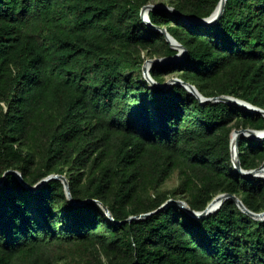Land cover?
Wrapping results in <instances>:
<instances>
[{
  "label": "trees",
  "instance_id": "1",
  "mask_svg": "<svg viewBox=\"0 0 264 264\" xmlns=\"http://www.w3.org/2000/svg\"><path fill=\"white\" fill-rule=\"evenodd\" d=\"M158 0H0V264H264V222L218 195L264 212V180L234 173L233 130H264V118L200 104L180 86L151 88L141 67L177 51L140 19ZM182 16L208 18L220 0H162ZM149 22L186 49L152 67L204 98L228 96L264 110V0H227L210 27L160 11ZM241 169L264 164V140L240 139ZM176 174L178 185L162 190ZM108 209L109 221L100 207Z\"/></svg>",
  "mask_w": 264,
  "mask_h": 264
},
{
  "label": "water",
  "instance_id": "2",
  "mask_svg": "<svg viewBox=\"0 0 264 264\" xmlns=\"http://www.w3.org/2000/svg\"><path fill=\"white\" fill-rule=\"evenodd\" d=\"M227 0H220L217 7L215 8L214 12L206 19H196V18H189V17H185L180 15L179 13H177L173 8L167 7V6H163V5H147L144 8H142L141 12H140V19L142 21V23L144 25H146L149 29L159 32L165 39V41L169 44L170 48L175 50V51H180V60H182L185 56H186V49L184 47H182L179 43H177L168 33L165 29L162 28H158L153 26L150 22H149V17L148 14L150 12H154V11H160L163 12L165 14H168L180 21H183L185 24L191 26H200V27H210L213 26L217 23V21L220 19V17L222 16L223 12H224V8H225V3ZM174 56L172 58H165L163 60H157V59H153V60H146L142 67H141V73L142 76L144 78V80L148 83V85L151 88L154 89H158V90H166L172 86H180L182 88H184L190 95H192L200 104L204 105L207 103H211V104H218V103H224V104H229L238 108H241L242 110L249 112V113H256L259 114L260 116H262L264 118V110L258 109L256 107L251 106L250 104L243 102L241 100L232 98V97H228V96H219L216 98H204L201 94H199V92L196 90V88L194 86H192L191 84L182 82L179 79H170L168 81H166L164 84L160 85L158 83H156L149 75V72L151 70L152 67H160L163 65H173L172 60H176L177 63L179 61H177L178 59ZM235 136L234 139H232V136ZM242 138H247V139H252V140H258V141H263L264 140V130L263 131H255V130H251V129H247V130H233L230 134V146H229V150H230V156H231V164L234 170V173L242 178H251V179H262L264 180V164H262L259 168L254 169V170H249V171H244L241 169L240 166V162H239V156H238V143L240 141V139ZM6 175H13L15 176L19 182L21 183V185L28 191L30 192H35L38 189H40L42 186H44L45 184H47L49 181L52 180H57L60 181L62 186H63V190L66 196L67 201L74 207L77 206H81L83 205L85 202H75L70 195L69 192V186L67 183V180L63 177V176H57V175H51L48 176L47 178L41 180L38 184H36L34 187H29L26 183H24L21 179V175L15 171H9L6 172L4 174V176L2 177V179H0V185L3 181V178ZM228 200H231L236 207L238 208V210L240 212H242L244 215H246L247 217H249L250 219H252L253 221L256 222H264V212L262 213H253L251 211H249L243 204L242 202L235 196H231L228 194H221L216 196L208 205L207 207L202 211V212H194L192 211L188 205L180 200H168L165 204H163L158 210H156L155 212H151L149 214H144L138 217H130L128 220H126L123 223H130L132 221H141V220H145L148 217H150L153 214L159 213L161 211H163L165 208L169 207V206H176L177 208H179L180 210H182L184 213H186L187 215H189L190 217L194 218V219H203L206 218L210 215H213L214 213H216L220 207L222 206V204ZM96 204L100 207V209L103 211V213L105 214V216L107 217V219L111 222H113L114 224H119L117 222H114L110 212L108 211L107 208H105L104 206H102L100 203L96 202Z\"/></svg>",
  "mask_w": 264,
  "mask_h": 264
},
{
  "label": "rangeland",
  "instance_id": "3",
  "mask_svg": "<svg viewBox=\"0 0 264 264\" xmlns=\"http://www.w3.org/2000/svg\"><path fill=\"white\" fill-rule=\"evenodd\" d=\"M152 5H163V6H165V2L164 1H162V0H158V1H155ZM181 53H180V51H177V57H175V59L177 58L178 60L177 61H179V59H181L180 58V55ZM163 59H165V58H161V59H157V60H163ZM148 60V59H147ZM181 61V60H180ZM179 61V62H180ZM174 62H176V60H172V62H170V63H173V65H176V64H178L179 62H177V63H174ZM173 65H163V66H173ZM163 66H160V67H163ZM170 79H176L175 77H170V78H167V80L166 81H168V80H170ZM177 185H178V179H177V176H176V174H173L171 177H170V179L164 184V186L162 187V190H167V191H169V190H172V189H174V188H176L177 187ZM181 201V200H180ZM184 202V201H183Z\"/></svg>",
  "mask_w": 264,
  "mask_h": 264
},
{
  "label": "bare ground",
  "instance_id": "4",
  "mask_svg": "<svg viewBox=\"0 0 264 264\" xmlns=\"http://www.w3.org/2000/svg\"><path fill=\"white\" fill-rule=\"evenodd\" d=\"M234 137H235V136L233 135V136H232V139H234Z\"/></svg>",
  "mask_w": 264,
  "mask_h": 264
}]
</instances>
